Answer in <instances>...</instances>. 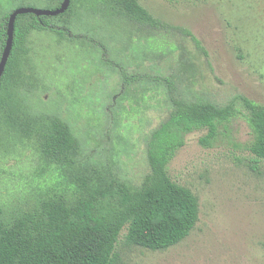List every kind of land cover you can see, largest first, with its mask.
Returning <instances> with one entry per match:
<instances>
[{"label":"rangeland","instance_id":"1","mask_svg":"<svg viewBox=\"0 0 264 264\" xmlns=\"http://www.w3.org/2000/svg\"><path fill=\"white\" fill-rule=\"evenodd\" d=\"M54 1L21 3L51 9ZM137 1L166 28L79 8L63 38L30 36L35 74L23 90L32 114L70 125L81 159L109 164L132 184L149 170L146 137L168 116L172 95L217 105L242 95L264 106V0ZM205 133L186 134L167 165L197 197L195 226L164 250L126 245L124 228L118 264H264V161L253 163L245 149L246 120L239 114L221 126L209 146L199 142ZM41 165L28 139L1 145L0 201L17 203L52 183Z\"/></svg>","mask_w":264,"mask_h":264},{"label":"trees","instance_id":"2","mask_svg":"<svg viewBox=\"0 0 264 264\" xmlns=\"http://www.w3.org/2000/svg\"><path fill=\"white\" fill-rule=\"evenodd\" d=\"M22 1L0 0V57L8 16L24 6ZM61 2L55 0L51 9ZM79 8L152 29L167 25L137 0H70L56 16L17 15L0 78V146L14 137L31 141L52 183L17 203L0 201V264H118L116 246L124 228L126 245L164 250L179 243L198 220V200L169 177L167 165L194 130L206 129L199 142L209 146L221 126L242 114L251 133L245 149L253 163L264 161V106L242 95L224 105L172 95L168 116L146 137L149 170L138 184L121 178L109 164L81 159L70 125L53 114H32L23 95L35 74L30 36L47 31L63 38Z\"/></svg>","mask_w":264,"mask_h":264},{"label":"water","instance_id":"3","mask_svg":"<svg viewBox=\"0 0 264 264\" xmlns=\"http://www.w3.org/2000/svg\"><path fill=\"white\" fill-rule=\"evenodd\" d=\"M70 0H62L59 7L55 9H43V8H35L29 6H21L15 8L8 16L7 26H6V39L5 44L0 57V78L4 72L6 63L11 53L12 45H13V37H14V24L17 15L32 13L36 16H56L63 13L69 7Z\"/></svg>","mask_w":264,"mask_h":264}]
</instances>
